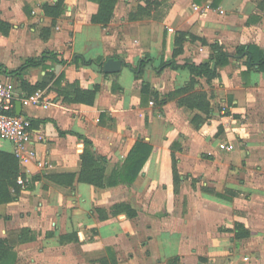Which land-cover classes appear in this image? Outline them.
<instances>
[{
  "label": "crops",
  "instance_id": "obj_1",
  "mask_svg": "<svg viewBox=\"0 0 264 264\" xmlns=\"http://www.w3.org/2000/svg\"><path fill=\"white\" fill-rule=\"evenodd\" d=\"M152 1L158 5L149 17L130 21L145 2L118 0L111 22L102 27L91 22L96 4L89 0H65L54 26L44 6L57 0H0V20L11 26L7 35L0 33V80L12 85L21 115L38 121L31 145L37 158L19 165L28 182L36 175L78 173L82 139L107 161V175L136 142L152 146L131 185L62 187L41 179L18 200L0 205V238L24 228L36 237L16 247V264H110L111 254L116 264L123 255H133L129 264H264V170L256 166H264V72L232 61L211 83L197 79L194 91L205 92L213 110L199 130L191 121L203 115L177 104L189 92L159 114V106L142 101L134 74L145 62L142 80L165 96L183 89L191 76L182 69L158 71L162 62L206 63L214 43L230 55L240 46L264 50V0ZM177 33L198 40L187 38L174 57ZM46 53L38 66L14 73ZM76 58L101 59L103 67L120 60L122 67L108 75ZM95 87L91 106L64 99L67 90ZM36 92L40 101L29 102ZM219 126L223 131L216 136ZM1 152L13 154L12 144L0 139ZM116 204L129 205L136 217L112 216ZM243 232L248 236L235 239ZM73 233L79 242L60 243Z\"/></svg>",
  "mask_w": 264,
  "mask_h": 264
},
{
  "label": "trees",
  "instance_id": "obj_2",
  "mask_svg": "<svg viewBox=\"0 0 264 264\" xmlns=\"http://www.w3.org/2000/svg\"><path fill=\"white\" fill-rule=\"evenodd\" d=\"M65 0H57L53 6H44V13L47 17L52 19V25H55L56 19L61 15L63 11ZM96 4V12L91 17V22L95 25L102 27L107 26L114 14V9L118 0H89ZM145 2V6H138L137 9L132 11L129 15L130 21H135L139 18L149 17L153 7H156L158 3L152 0H141ZM198 2L199 0H194ZM220 1V0H217ZM11 26L0 20V33L7 35ZM189 38L191 40H198L197 38L185 33H177L175 38V50L174 57H177L182 53V47L184 41ZM203 44L205 41L200 40ZM212 55L208 62L195 64L193 62H185L183 65H178L174 60L169 62H162L158 68V71H162L165 68L171 70H187L191 76L190 81L186 86L174 92H171L165 96H161L151 90V86L142 80V71L145 62L140 64L139 68L134 69L135 74V87L139 89L142 95V101H151L153 105L159 106V114H162V107L165 106L172 99L188 93V95L180 98L177 104L180 107H185L191 111H197L203 116L196 114L192 118V125L194 129L199 130L209 119L212 113V107L210 101L205 92L194 91V87L198 84L197 79L205 78L207 83H211L213 80L220 76V70L228 66L232 61L236 63H242L248 70L256 69L264 72V50H260L255 46H240L236 49L235 54L230 55L226 53L221 45L214 43L210 45ZM49 55L44 54L39 61L27 60L25 63L14 73L21 74L29 67L38 66ZM54 57V55H52ZM83 66H93L100 69L102 73L103 62L101 59L95 61H84L81 58H76ZM39 86L31 89V92H35ZM115 88V86H114ZM72 89V88H71ZM70 89V90H71ZM99 87H95L93 90H81L73 88L71 91L67 90L64 93V99L71 103H82L85 105H93L96 93ZM14 114V113H12ZM38 121H31L32 128L35 127ZM222 127H218L216 136L222 134ZM60 136H64V132L58 131ZM83 148L80 151V170L78 173H62V174H47L43 176H33L29 182L26 180L24 174L20 171V166L17 159L13 154L0 153V205L8 204L18 200L21 191L23 189H29V183H34L41 179L46 180L49 183L62 186L71 187L75 182L87 184L98 189H106L115 187L118 185H131L136 178L143 172L146 164L148 163L152 146L138 141L128 153L124 163L121 166H117L110 175L106 174L107 161L96 154L93 151V145L90 141L82 139ZM177 143L172 144L171 164L175 192H177L180 176L178 174L177 163L173 149L177 148ZM18 178L24 181V186L17 183ZM98 212H102L98 210ZM112 216H118L125 214L127 218L136 217V211L133 210L127 204H116L110 209ZM235 229L241 230V226L236 224ZM246 232L236 233L235 239H242L247 237ZM36 239L35 234L29 229H22L14 236L8 238H0V264H16L17 254L16 247L22 244L33 242ZM79 242L76 233L66 235L60 238V243ZM175 260L170 261V264ZM110 264H116L114 255L111 254Z\"/></svg>",
  "mask_w": 264,
  "mask_h": 264
},
{
  "label": "built area",
  "instance_id": "obj_3",
  "mask_svg": "<svg viewBox=\"0 0 264 264\" xmlns=\"http://www.w3.org/2000/svg\"><path fill=\"white\" fill-rule=\"evenodd\" d=\"M41 98L42 94L36 92L28 98V101L37 104ZM17 100L12 85L0 80V139L12 144L13 155L19 165L26 166L37 158L36 151L31 146L34 131L27 117L16 116ZM17 183L24 186L21 178H18Z\"/></svg>",
  "mask_w": 264,
  "mask_h": 264
},
{
  "label": "water",
  "instance_id": "obj_4",
  "mask_svg": "<svg viewBox=\"0 0 264 264\" xmlns=\"http://www.w3.org/2000/svg\"><path fill=\"white\" fill-rule=\"evenodd\" d=\"M122 67V62L120 60H114V59H109L105 62L103 71L104 73L108 75H113L117 74L120 72ZM21 109H22V104L21 102H16L15 104V114L16 116L21 115Z\"/></svg>",
  "mask_w": 264,
  "mask_h": 264
},
{
  "label": "rangeland",
  "instance_id": "obj_5",
  "mask_svg": "<svg viewBox=\"0 0 264 264\" xmlns=\"http://www.w3.org/2000/svg\"><path fill=\"white\" fill-rule=\"evenodd\" d=\"M256 166L258 167L257 169L258 170H264V166L261 164V163H256ZM256 168H255V170H257ZM133 259V255H123V256H121V259H120V263L119 264H129V262H130V260H132ZM152 260H154V262H158V259L156 258V260L153 258ZM137 262H138V260H137ZM133 264H135V263H133Z\"/></svg>",
  "mask_w": 264,
  "mask_h": 264
}]
</instances>
